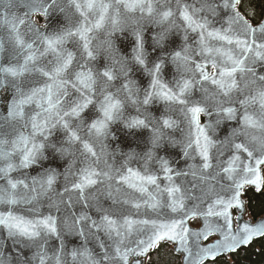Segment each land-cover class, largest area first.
Masks as SVG:
<instances>
[{
	"label": "snow or ice",
	"instance_id": "6c2138e0",
	"mask_svg": "<svg viewBox=\"0 0 264 264\" xmlns=\"http://www.w3.org/2000/svg\"><path fill=\"white\" fill-rule=\"evenodd\" d=\"M241 3L67 0L61 7L60 0H0V93L10 94L6 114L0 113V264H143L141 258L161 241L178 245L174 251L185 254L186 264H205L264 237V222L234 228L230 212L238 209L242 219L241 190L264 184V73L257 71L264 67V23L250 24ZM20 7L27 9L22 16L14 11ZM66 8L72 10L66 23L49 30L51 12ZM37 13L44 17L43 27L32 19ZM144 22L157 29L151 39L160 55L154 60L146 51ZM126 30L133 37L130 57L114 43L115 35ZM173 31H182L185 43L169 52ZM99 32L104 39L94 43ZM169 62L179 78L165 82L162 72ZM133 65L149 77L146 87L130 78ZM156 101L166 106L160 116L149 111ZM129 108L135 115H125ZM173 113L188 127L182 140L167 135L179 127ZM202 115L209 118L206 124ZM224 121H236L238 127L224 140H214L209 133ZM116 122L130 132H150L148 150L129 153L120 168L108 163L105 143ZM57 132L62 140L55 138ZM166 140L181 145L185 157L195 158V153L200 164L174 172L167 159L157 156ZM225 150L230 154L221 159ZM49 154L72 157L64 173L44 167ZM133 159L144 161L143 171L128 166ZM150 162L159 164L168 182L163 187L149 171ZM37 166L42 171L29 176L27 170ZM189 173L191 187L175 183L174 176ZM61 175L65 184L58 192ZM125 186L131 192L117 199L113 190L121 193ZM105 194L134 214L151 209L155 218L133 219V213L105 208L99 201ZM201 217L203 227L193 231L189 222ZM66 234L78 236L80 246L68 249ZM213 234L221 239L202 246ZM53 238L58 246L50 249ZM93 238L99 252L89 247ZM9 241L17 249L11 257L2 250ZM25 249L32 250L31 257H25Z\"/></svg>",
	"mask_w": 264,
	"mask_h": 264
},
{
	"label": "water",
	"instance_id": "95a60500",
	"mask_svg": "<svg viewBox=\"0 0 264 264\" xmlns=\"http://www.w3.org/2000/svg\"><path fill=\"white\" fill-rule=\"evenodd\" d=\"M66 4H67V0H60V6L61 7H66ZM239 10H240L241 14L244 15L245 18L249 21L250 24L258 27L261 23H264V10H263L261 20L258 23L251 22L247 18V16L241 11L240 8H239ZM14 11H16L18 15L22 16L24 14V12L27 11V9L24 7H20L18 9H14ZM71 14H72V10L67 9V8H66V12H60L59 9L52 11L51 15L48 18L49 24H50L49 30L57 28L61 25H64L66 23V15L70 16ZM38 16L40 17L41 20L38 18ZM32 19L38 21L40 26L43 27V25L45 23L44 17L40 16L37 13V14H34L32 16ZM217 26H219V24H217ZM156 30L157 29L154 25L149 24L147 22H144V36H145V41H146V51L149 55V60H154V59H156V57L158 55H160V52L154 51L153 46H152L151 37L154 34V31H156ZM183 35L184 34L182 31H173V33L170 35V38H169V41L167 44V51L171 52L173 50H179L185 43L183 40ZM103 39H104L103 32H99V33H97V39H96V41H94V43H98L99 41H101ZM114 43H115V45H116V47H117V49L121 55L126 56V57L131 56L132 48H133L134 44H133V37L131 35L130 30H126L124 32L117 33L114 37ZM188 43H192L191 35H190V39H189ZM68 46L72 47L71 44ZM98 62H99V64L102 65L106 61L104 60L103 56H101L98 58ZM132 68H133V70L130 73V78L135 80L139 87H141V88L146 87L149 83V77L147 76L146 72L140 66L133 65ZM257 71H258V73H264V67H257ZM162 78L165 82H171L174 79L179 78V73H178L177 67L174 64H172L171 62L166 64L164 69H163V72H162ZM118 83L119 82H117V85H118ZM9 95L10 94L6 93V92L0 93V113L6 114V112H5V105L7 103L6 97H8ZM165 110H166V106L161 101H156L152 105L149 106V111L155 116H160L162 113L165 112ZM129 113H131L132 115H135L134 109L129 108L126 111L125 115H128ZM173 118L177 119L178 122L182 121V117H180L179 113H173ZM208 119H209L208 117L202 115L201 116V123L206 124L208 122ZM213 119H214V117H213ZM236 127H238V124L236 121H224L217 127L215 134H213V133H209V134L212 135V138L214 140L222 141L225 139V137H227L231 133L232 129L236 128ZM111 131H112V136L108 140H106L105 143L108 145V148H107L108 163L112 164L114 168H120L121 165L127 159V155L129 153L135 152V153H139L142 155L144 152H146L148 150V147H149L148 138L150 136V132L148 130L140 129V130H133L130 132L129 130L124 128L120 122H116V123L111 125ZM187 132H188V127H187L186 123L180 122L178 128L168 129L167 135L173 139L182 140ZM255 134L259 135L258 132ZM55 138L57 140H62L63 139V133L57 132ZM240 139H243V137H240ZM78 147H79V145H76L74 147V150H75V148H78ZM215 151H216L215 149L212 150L213 154H215ZM229 154L230 153L225 150V154L223 157H221V159H227ZM49 155H50V159L43 162L44 167L56 168L60 173H64L66 168H67L68 161H70L72 159V157L69 156V157H66L64 159H61L59 156H56L53 158V157H51V154H49ZM77 156L79 157L78 152H77ZM157 156L158 157H164L165 159H167L169 161L170 166L173 168L174 172H189V166L190 165L198 166L201 162L200 157L196 156L195 153L192 154V156H194L195 158L185 157L183 154V149H182L181 145L177 144V145L173 146V145L169 144L167 142V140L164 142V146L157 150ZM241 158L245 159L244 156H242ZM80 159H82V157H80ZM213 163H215V161H213ZM101 166H103V165H101ZM128 166L132 167L133 169L143 171L144 161L142 159H133V160L129 161ZM148 169L152 174H155L159 177L158 183H161L162 187L164 184L168 183L166 180H164L163 173L160 172L158 163L150 162L148 165ZM40 171H42V169L39 166H37L35 168L27 170V174L29 176H35ZM260 174L262 177H264V169L261 170ZM173 178H174L175 183L183 185L186 188L191 187L190 182L194 181V178L192 177V175L190 173L187 176L181 175V176H174ZM221 183H224V182L222 181ZM64 184H65L64 177H63V175H61L57 181L56 191L62 192ZM263 185L264 184L260 185L259 188L256 185H245L244 188L241 190V200H242L243 205H244V212H243L242 219H239V217L241 216V213L238 209H236V208L230 209V212L232 214V218L234 221V225H233L234 228H235L236 223H241V224L248 223L252 226H256V225H259L260 223L264 222V213L261 214L260 216H258L256 219H253L251 217L249 210L247 208L246 199L244 197V192L248 188H251L257 192V191H260L262 189ZM216 189H217V191H219L221 193V195H225V190H221L220 184L216 185ZM125 192L130 193L131 190L127 189L125 186L122 189L121 193H116L113 190V195L117 199H119L123 195V193H125ZM229 194H231V193H229ZM135 195L138 196L139 194L136 193ZM99 201L105 208H111V209L115 210L117 213H124L126 215L129 213H133V215H132L133 219H142V218H146V217L147 218H155V214L152 213L151 209H141V212L139 214H134V210L131 209L130 206H128V205H123V204H115L114 205L112 200L109 199L106 194L105 195H99ZM192 203L193 202H189V207H191ZM80 207H81L80 205H76L75 210L79 211ZM92 214H93L94 218H97L94 210H93ZM209 219L213 223L216 222V218H209ZM196 220L199 221L198 226H195L192 224L193 220L190 221L188 224V226L193 231L200 230L204 224V220L202 217L198 218ZM220 223H223V221L220 220ZM99 235H100L101 240L106 239V237H104L103 233H100ZM261 237L262 236L253 237V239L247 245L240 246L238 249H240L242 247H247L254 240L259 239ZM134 238L135 237H133V239ZM64 239H65V242L67 244L68 249H72L73 247H79L80 244L82 243L81 239L78 236L66 234ZM219 239H221V236L219 234H213V235H210L206 241H202L201 243H202V246L206 247L210 244H214ZM162 243H167L171 246L173 253L179 256L180 264H186V261L184 259L185 254H182L181 252H178V251H174V248L177 247L178 245H174V244L166 242V241H161L159 243V245ZM57 246H58V241L55 238H53L52 240L49 241V248L50 249L55 248ZM89 247L93 248L97 252L100 251L95 238H93L91 240V242L89 243ZM2 250L9 257L13 256L17 251V249L11 244L10 241L4 245ZM153 250L154 249L150 250L149 254ZM193 250L195 251V249H193ZM24 255H25V257H31L32 250L25 249ZM229 255L230 254L225 253V254L217 256L216 258H218L220 256L228 257ZM148 256L141 258L143 260V264H147ZM208 261H214V260L209 258L208 260L205 261V263Z\"/></svg>",
	"mask_w": 264,
	"mask_h": 264
},
{
	"label": "trees",
	"instance_id": "16d2710c",
	"mask_svg": "<svg viewBox=\"0 0 264 264\" xmlns=\"http://www.w3.org/2000/svg\"><path fill=\"white\" fill-rule=\"evenodd\" d=\"M239 8L251 22L258 23L263 14L264 0H242ZM244 197L252 217L256 218L264 213V185L257 192L248 188ZM192 224L198 225L199 221L193 220ZM147 264H180V259L173 253L169 244L162 243L149 254ZM205 264H264V237L254 240L228 257L220 256Z\"/></svg>",
	"mask_w": 264,
	"mask_h": 264
},
{
	"label": "flooded vegetation",
	"instance_id": "af4514ba",
	"mask_svg": "<svg viewBox=\"0 0 264 264\" xmlns=\"http://www.w3.org/2000/svg\"><path fill=\"white\" fill-rule=\"evenodd\" d=\"M38 17H39V16H38ZM39 19H40V18H39ZM40 20H41V19H40ZM251 217H252V216H251ZM252 218H253V219H256L257 217H256V218L252 217ZM198 225H199V224H198ZM198 225H195V226H198Z\"/></svg>",
	"mask_w": 264,
	"mask_h": 264
}]
</instances>
